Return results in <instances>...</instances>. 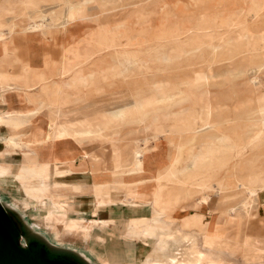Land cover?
I'll list each match as a JSON object with an SVG mask.
<instances>
[{
	"label": "rangeland",
	"instance_id": "obj_1",
	"mask_svg": "<svg viewBox=\"0 0 264 264\" xmlns=\"http://www.w3.org/2000/svg\"><path fill=\"white\" fill-rule=\"evenodd\" d=\"M9 17L11 21L18 18V23L12 30H21L16 33L15 38L19 45L27 48L28 52L22 56L28 59L31 66L41 68L45 57L56 60V63H51L52 66H58L57 61L65 56L64 60L67 59L73 68L69 75L55 79L66 85L73 84L71 97L75 100L67 102L60 109H78L90 114L103 112L109 117L110 121L102 131L94 134L83 131L78 134L76 137L81 143L100 140L101 146L112 152L111 143L117 142L118 147L124 150L129 139L116 135L120 129L125 132L143 125L139 120L144 116L150 119L159 117L160 123L165 128L168 127V131L156 138L150 137L147 145L154 154H158L155 151L159 149L167 152L160 158V163L167 167L164 170L172 169L174 172L168 180L193 184L188 181L192 177L196 182L202 179L221 182L219 179L223 171L219 168H208V160L195 167L189 165L191 159L204 152L201 146L204 135L209 130L207 135L214 139L210 142L211 148L224 144L220 149H232L262 122L259 137L239 155L232 157L224 175L226 180L230 179L235 183L237 178L243 180L240 174L246 176L250 166L244 164L240 173L236 168L237 161L255 158V172L258 175L246 178L247 195L242 196H247L250 205L258 214L255 225L259 223V217L264 218V191L256 201L251 199L248 192L250 188L247 187L251 184L259 193L254 179L264 181V0H0V31L4 30L3 26ZM32 24L38 25L36 30L39 31H22L24 27H31ZM41 31H51V34L45 36ZM10 45L17 47L13 43ZM49 84L58 87L51 80L37 88L43 91ZM1 88L2 103H7L10 99V103L17 105L14 96L9 95L8 98L5 94L7 92ZM35 90L37 89H29L22 93L25 96L27 91L40 93ZM148 98H151L150 101ZM15 110L6 115H13ZM187 116L199 125L211 122V125H207L210 126L208 130L207 126L197 130L207 132L197 134L199 137L193 138V141L194 130H191V126L176 128L177 130L173 128L177 124L183 125ZM43 118L44 113L37 117L40 120ZM3 127L2 130L5 131L6 128ZM33 127L34 124L26 122L23 128L11 130L2 137V143H5L6 137L12 136L15 141L25 145L27 152L20 154L23 157L20 165L28 166L26 162H30V156L39 160L37 155L30 153L38 149L36 143L48 140L47 129L44 137L38 135L39 141L35 138V133L29 137L36 139L35 142L22 138ZM144 137V133H139V138ZM227 137L230 139L225 140ZM152 160L150 169L156 170L159 161ZM166 161L168 162L165 163ZM133 168L135 167L130 165L121 170L130 173L131 180L142 177L145 172L152 173L149 177L155 175L151 170L139 173ZM34 170L39 173L38 169ZM67 170L74 173L76 168L72 166ZM117 171L120 172L119 169ZM33 182L38 184L40 181L34 179ZM7 184L9 183H0V200L8 207L15 206L24 210L21 219L29 230L52 234L43 224H34L39 222L38 215L33 210H37L36 206L24 208L19 194L11 185L5 187ZM192 188L197 192L192 198L180 200L179 206L205 216L203 207L209 213L217 211L215 220L225 229L227 223L220 194L211 187L202 188L209 195L208 202L204 205L200 203L204 190L198 185H192ZM140 201L141 199L131 195L125 200L134 203ZM239 201L238 196L232 203ZM154 203L157 207L160 206ZM159 210L163 211L160 212L161 217L170 218V215H165L164 209L159 207ZM16 214L19 215L18 212ZM55 240L60 243L70 241ZM21 241L27 243L25 234ZM48 242L51 246H57ZM70 243L79 245L84 242L73 240ZM224 246L231 254L240 253L233 241H228ZM233 251L236 253H232ZM227 260L233 264H264V255L260 259L247 261L242 255L233 257L228 253Z\"/></svg>",
	"mask_w": 264,
	"mask_h": 264
},
{
	"label": "crops",
	"instance_id": "obj_2",
	"mask_svg": "<svg viewBox=\"0 0 264 264\" xmlns=\"http://www.w3.org/2000/svg\"><path fill=\"white\" fill-rule=\"evenodd\" d=\"M10 18L11 17H9V20H7V23L3 26V31L7 33H9L8 28L11 26V23H13V27L18 23V18L16 19L14 17L15 19H13V21H11ZM28 25L24 27L22 31H39L30 30ZM25 28L27 29L25 30ZM19 31L14 29L5 40L0 41V88L2 87L1 89L7 92L5 94L8 98L14 96L16 102H18L16 105L10 103V99L7 103H2L3 100H0V108L3 109L0 110V113L6 118L18 120L23 124L26 122L34 124L33 130L29 133H25L22 138L29 139L31 134L35 133L34 136L38 140L40 139V136L38 137L40 130L43 131L44 137V132L47 129V121L49 120L48 118L52 117V109L57 107L62 108L67 102H71L74 98L70 97L69 100H65L62 96V92L63 88H66V84L59 83L55 80L59 76H65L71 73L62 75V68L65 63L69 65V67L71 66L67 59L64 60L65 56L57 61L58 66H52L51 62L56 63V60H52L49 57L44 58V64L41 68L31 66L27 61L28 59L22 56V54L28 52L27 48L19 45V41H16V33ZM41 32L45 36H50L51 34V31ZM10 43L15 44L17 47L13 48ZM60 61L63 63H60ZM51 80H53L54 84L58 85L57 88L51 84L47 85L43 91L37 88L46 84V81L50 82ZM35 88L37 89L35 91H40L39 94L27 91L25 96V94L22 93V91L24 92L27 89L34 90ZM22 94L24 95L22 96ZM24 105L27 107H24ZM37 107H39V110H37ZM44 108L47 109L44 110ZM13 109H16L13 115H6ZM41 113H44L43 120L37 119L38 115ZM3 126H5L7 131L2 130L4 128ZM14 129L15 128L12 126L7 125H2V127H0V147L1 143L4 142L2 137H5ZM99 141L100 140H94L80 143L73 137L57 139L56 141L36 143L38 149L36 148V152L33 151L30 153L37 155L39 158V160H34L30 156V162L35 166V168L32 169H37L42 163H49L51 161L67 168H72V166L76 168L79 166L84 152L102 157V160H98L91 164L89 169L78 168L74 170V174H66L58 177L52 176L46 180V183L49 185L50 194L68 200L70 215L76 218H82L85 221L97 218L100 221L109 220V222L95 225V227L92 228L95 235L88 241L79 237L68 238L65 240H70L69 242L60 243L55 240L53 234H49V236L47 233L44 234L40 231V235L47 241L76 252L89 264H105L100 255H105L106 251L125 249L128 248V245L129 247H138L139 239L127 237L126 234L127 232L131 234L140 233L130 229L126 221L127 219H132V216H143L147 218L151 224L154 223V219L158 220V224L164 225L167 230H174L176 228L180 232L195 235L199 239L200 247L203 251L219 254L226 260L228 253L233 257L242 255L247 261L260 259L264 255V218L259 217V223L255 225L258 214L254 211V207L248 211L243 206V202L247 199V196H242L244 194L247 195V191L245 190V179L241 180V182L240 179L237 178L236 183L230 181V179L226 180V176L224 175V170L226 168L222 170L223 174L219 179L222 182V186L220 185L218 188L214 189L217 194H220V199L224 202L222 208H224L223 214L226 218L227 227L222 229L221 224L215 220V218H217L216 215H218L217 211L209 213L207 211L208 209L204 210L203 207L202 210L206 213V217L203 213L179 206L180 200L192 198L197 192L193 190L192 185L201 186L200 184H189L168 179L157 180L153 177H149L152 175L151 172H145L139 180L135 179L133 182L130 173L124 171L119 172L112 168L107 169V167H105L104 162L111 157L112 152L103 145L101 146ZM18 143L26 148L23 143L19 141ZM241 151L242 150L235 151L232 157L239 155ZM155 153L166 154L167 152L159 149L156 150ZM2 160L8 161L11 166L16 169L23 162V157L17 153H11L8 155L5 154ZM239 161H237V163ZM26 164L29 166V162H26ZM0 183H9L7 184L8 186L5 187L11 185L21 197L23 203L32 201L30 196L25 195L22 189L18 187L19 184L13 179L7 178L0 181ZM254 183L259 187V193L256 198L257 201L260 193L264 191V181L255 179ZM202 188L201 186V190H204V192L202 191L203 193H201L204 195L207 192L206 189ZM220 188H222V190L219 191ZM98 192L101 194L103 200L110 204L99 205L95 196ZM128 193L131 197L133 196V198L136 199L140 196L139 199H141V201L136 203L122 202L129 199ZM238 196L240 201L238 203H232ZM154 202L160 205V209H164L165 215H170V218L165 216L161 217L160 212L163 211H160L159 207H157ZM200 203L203 202L200 200ZM38 204L39 203L35 201L31 202V205L36 206L37 210L32 208L39 216L40 210L38 209ZM203 204L205 205V203ZM12 209L18 212L20 217H23V210H19L17 207ZM176 223H178L177 226H175ZM33 228H35L34 224ZM73 240H82L84 243L79 245L70 243ZM228 241L235 242L238 248L237 251L240 253L237 252L238 254L234 255L228 252L227 248L224 246ZM93 246L98 248L92 249L94 248ZM232 253H236V251Z\"/></svg>",
	"mask_w": 264,
	"mask_h": 264
},
{
	"label": "bare ground",
	"instance_id": "obj_3",
	"mask_svg": "<svg viewBox=\"0 0 264 264\" xmlns=\"http://www.w3.org/2000/svg\"><path fill=\"white\" fill-rule=\"evenodd\" d=\"M196 26H197V24H196ZM36 27H38V25L33 24L30 27V30H33V28H35V30H36ZM12 29H13V23L11 24V28L9 29V33L0 31V41L5 40L11 34V32H13ZM198 48H200V47H198ZM87 65H88V63H87ZM72 69H71V67H69V65H66V63H65L64 67L62 68V70H63L62 75L67 74V73L69 74L72 71ZM106 78H108V77H106ZM111 78H113V77H111ZM72 86H73V84L70 83V84L66 85L65 89L63 88L62 96H63V98H65V100L66 99L69 100V98L71 96H73V93L71 92ZM148 99L150 101L151 98H148ZM161 99H163V98H161ZM42 102H44V101H42ZM48 106H50V105H48ZM52 108H54V107H52ZM47 112H48V110H47ZM173 113H176V112H173ZM126 114H127V112H126ZM113 115H115V114H113ZM48 119L49 120L47 121V132H48L47 142L48 141H56L57 139H66V138L73 137L81 143V141L79 139H77L78 137H76L78 134L82 133L83 131H85V132L88 131L87 133L92 132L93 134L97 133L99 131H102V129L106 128V126L108 125V123L110 121L109 117L103 112H94V113L90 114V113H87V111H85V113H84L83 110H78V109H70V110H67V109L63 110L62 109L61 110L59 107L52 109V117H50ZM139 121L141 123H143V125L136 127V128L129 129V130H125V132H123L124 130H121V129L119 131L117 130L118 132L116 133V135L119 134V138H125L127 140L129 139L130 142L128 141V143L126 144L127 147L125 146L124 150H122L121 148L118 147L117 142H116V144L111 143L113 146L112 155L107 161L104 162L105 167H107V169L112 168L114 170L119 169L120 171H123V170H121L122 168H125V167L132 165L133 167H135L133 169H136V171L139 173L140 172L142 173L146 170L153 171L155 175L152 177L157 179V180L169 179L170 176H172L174 174V172L172 171V169L164 170L167 167H165L164 165L161 166L160 158L163 156V153L154 154L151 151H149L150 148L147 145V142H149L150 137L156 138L160 134H165V132L168 131V127L165 128L162 125V123H160L159 117H155V118L150 119V118H148V116H144ZM215 123H217V122H215ZM0 125H7V126H12L15 129H21V128H23V126L25 124L21 123L18 120H15V119L6 118V117L2 116L0 113ZM207 125H211V122H207L205 124L199 125V124H196L192 118L187 116L186 121H184L183 125L177 124L173 128L175 130L176 128L184 129L183 127L187 128V127L191 126L192 127L191 130L196 131V132L192 131L193 132L192 133V141H193V138L195 139V137H199L197 134L202 133V132L203 133L207 132L206 130L201 131V132L197 131L198 129H201V130L204 129ZM261 125H262V122L259 123V125H258L259 127L256 130H254L250 135H248L247 138H244V140L239 138L240 141L238 140L239 141L238 145L232 149H228V148L220 149V146L223 147L224 144L220 145L219 147L212 146L215 148H211L209 145H210V142L212 141L213 138H211V136L207 135V133L209 132L208 129L210 127V126H207L206 129L208 130V132L205 135L203 134L204 137L202 139V144H201L202 148L204 149V152L197 154L196 158L191 159L189 165L192 167H195L198 164H201L203 161L208 160V162H207L208 168L209 167L214 168V169L219 168V169L223 170L230 163V161L232 159V154L235 151H237V150L243 151L246 148H248L249 144H252L253 142L256 141V139L259 137L258 132H259V128H261ZM216 128H217V126H216ZM39 133H40L39 134L40 136L43 135L42 130H40ZM112 133H113V131H112ZM139 133H144L145 137L143 139L139 138ZM226 136H227V134H226ZM235 138H238V137H235ZM5 139H6L5 143H1L2 149L0 150V181H3L4 179H7V178L13 179L14 181H16L19 184L18 187L20 189H22V191L24 192L25 195L30 196L32 201L39 203L38 204V209L40 210V215L38 216L39 222L34 223V224L40 225V226H41V224H43L44 227H46L50 232H52L53 236L56 239L62 240V239L79 238L80 237V238L88 241L89 239H91L92 236L95 235V233H93L94 230L92 229L95 227V225L104 224L105 222H109V220H101L100 221L97 218H94V219L92 218L89 221H85L82 218H76V217L70 215L68 200L65 198L56 197V196L50 194L49 193L50 188H49L48 183H46V180L52 176L58 177L61 175L74 174V173L67 170V168L65 166H61V165L56 164L52 161L49 163H42L37 168L39 170L40 174L38 172H36L34 169H32V168H35V166L31 162H29V167L24 166V165H19L15 169L13 166H11V164L8 161L2 160L3 156L5 154L8 155L11 153H17L19 155L21 153L25 154L27 152V150L23 146H21L18 143V141H15L12 138V136L6 137ZM229 139H230V137L225 138V140H229ZM35 140L36 139H33V138L29 139L30 142H35ZM197 140H198V138H197ZM213 141H214V139H213ZM152 159H156V161H159V167H157L156 170L150 169V165L152 164V161H153ZM98 160H102V157H98L95 154L89 155L87 152H84L82 154L80 164H79V166L76 167V169H78V168L89 169L90 165L97 162ZM167 162L168 161H166L165 163H167ZM244 164L249 165L250 168H249V173L246 176H244L243 174H240V176L243 177V179L246 180L247 177L250 178V177H255L256 175H258L255 172L257 164H255V158L254 157L252 159H247V160L241 159L237 163V166H236V168L238 169L239 172L241 170V167ZM124 172H126V171H124ZM34 179H38V181H40V182L38 184L34 183L33 182ZM135 179L139 180L140 177L135 178ZM134 180H133V182H134ZM188 181H192V183H194V184H200L203 188L211 187L212 189H216L220 185L222 186V182H216V181L212 182V179H210V181L207 179H204V180L202 179V180H199L198 182H196V181H193V178L191 177V178H188ZM140 184H143V183H140ZM247 187L250 188L248 192H249L251 199L256 200L257 194H258V189L255 188L254 186H251V184L250 185L248 184ZM220 190H222V188H220L219 191ZM95 196L97 199L96 201L99 205L110 204V203H107L103 200V198L99 192ZM139 198H140V196H139ZM208 199H209V196L205 194L202 196L201 201L206 204L208 202ZM32 201L24 202V208H25V206L27 208L30 207ZM122 202H125V201H122ZM250 203L251 202H249L248 199H246L243 202V206L248 211H250V209H252V206L250 205ZM33 204H35V203H33ZM14 208H15V206H14ZM27 212H28V210H27ZM157 221L158 220L154 219V223L151 224V223H149L148 219L144 218L143 216H132V219L127 220L126 224L130 229H132L134 231H138L140 234H131V233L127 232V237L138 238L139 239L138 247L137 248L129 247V245H128V248H125V249L106 251L105 255H100L102 261L105 264H233L232 262H229L228 260H226L223 256H221L219 254L203 251L202 248L200 247L199 239L195 235L180 232L176 228L174 230H167L164 225L158 224ZM26 236H27V242L31 239H40L39 231L36 232V231L29 230V232L27 233ZM53 247L56 249H59V247H55V246H53ZM93 247L94 248H92V249L98 248L96 246H93ZM59 250L63 251L61 249H59Z\"/></svg>",
	"mask_w": 264,
	"mask_h": 264
},
{
	"label": "water",
	"instance_id": "obj_4",
	"mask_svg": "<svg viewBox=\"0 0 264 264\" xmlns=\"http://www.w3.org/2000/svg\"><path fill=\"white\" fill-rule=\"evenodd\" d=\"M28 232L21 217L0 200V264H89L76 252L54 248L42 236L23 243L21 237Z\"/></svg>",
	"mask_w": 264,
	"mask_h": 264
}]
</instances>
